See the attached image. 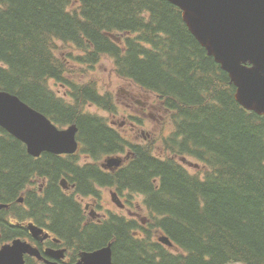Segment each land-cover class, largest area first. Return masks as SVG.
Masks as SVG:
<instances>
[{"label":"trees","instance_id":"16d2710c","mask_svg":"<svg viewBox=\"0 0 264 264\" xmlns=\"http://www.w3.org/2000/svg\"><path fill=\"white\" fill-rule=\"evenodd\" d=\"M60 44L70 52L60 55ZM104 57L169 112L173 131L160 146L127 144L106 119L84 112L115 109L111 94L71 78ZM51 82L65 84L68 100ZM0 90L59 127L76 125L81 152L102 159L127 149L130 157L126 170L107 175L79 168L76 156L34 158L0 128V203H14L34 172L52 186L61 174L83 186L94 171L149 212L145 224L112 220L100 229L98 243L113 242L115 264H264V116L236 101L228 74L168 0H0ZM183 158L202 169L192 173ZM61 208L65 232L73 213Z\"/></svg>","mask_w":264,"mask_h":264},{"label":"water","instance_id":"95a60500","mask_svg":"<svg viewBox=\"0 0 264 264\" xmlns=\"http://www.w3.org/2000/svg\"><path fill=\"white\" fill-rule=\"evenodd\" d=\"M168 1L181 10L189 30L228 74L236 87V101L244 109L264 115V0ZM0 127L25 144L34 157L43 152L73 154L78 147L75 125L61 130L47 116L4 91H0ZM119 164L111 160L109 167ZM160 240L173 246L168 238ZM25 252L32 251L21 241L4 246L0 249V264L17 260L22 264ZM83 261L112 264L111 245L84 254Z\"/></svg>","mask_w":264,"mask_h":264},{"label":"flooded vegetation","instance_id":"af4514ba","mask_svg":"<svg viewBox=\"0 0 264 264\" xmlns=\"http://www.w3.org/2000/svg\"><path fill=\"white\" fill-rule=\"evenodd\" d=\"M45 154L50 153H43L41 157ZM51 155L67 160V156ZM76 155L79 168L95 166L98 171L103 168L107 175L117 176L129 167L127 149L103 159L83 152ZM109 158L118 160L119 167H108L110 162L108 165L105 162L107 159L112 160ZM60 177V180L66 179L65 187H61L58 181L52 186L46 175L34 172L29 185L20 192L14 203H0V206H8L0 209V249L21 241L29 245L32 251L23 253L22 264H86L83 261L84 254H91L111 245L112 264H115L113 242L110 241L105 246L98 243L100 229L112 220L113 224L121 220L124 225L129 224V220H138L139 212H129V204L132 205V201H129V188L103 186L94 171L92 175L80 178L81 183L91 187L90 190L84 185L78 186L72 174H61ZM104 191L113 196L108 205H112L114 209L103 203ZM61 207L67 209V212L72 210L73 213L74 226L65 232L57 222V217L63 213ZM115 208L121 212H117ZM137 209L142 208L138 205ZM113 226L117 228L116 225ZM5 264L21 262L5 261Z\"/></svg>","mask_w":264,"mask_h":264},{"label":"rangeland","instance_id":"374dc122","mask_svg":"<svg viewBox=\"0 0 264 264\" xmlns=\"http://www.w3.org/2000/svg\"><path fill=\"white\" fill-rule=\"evenodd\" d=\"M63 45H59L60 55L70 52V49L64 50ZM113 61L107 57L101 59L93 68H87L85 73H77L71 76L75 81L82 83H95L98 92L107 96L111 94L112 103L115 109L104 110L97 106H85L84 112L97 115L112 122L119 133L125 139H129V143L147 144L154 141L158 146L163 144L162 137L171 135L173 131V122L170 120L169 112L158 102L159 99L153 95L142 93L139 89L133 87L129 82L119 78L113 67ZM76 70V69H75ZM63 83L51 82V88L62 98H67L68 90ZM148 109V110H147ZM151 111V112H150ZM129 115V116H128ZM142 121H139V120ZM148 136L147 139H145ZM169 138V137H167ZM166 138V139H167ZM164 153V148L159 150L160 154ZM192 163L197 161L190 159ZM188 166L192 173L201 170V167ZM103 203L114 209L110 204L113 197L109 192H102ZM143 200L136 198L132 205H129V212H139L138 222L147 220V210L137 209V206ZM117 212H121L116 209ZM130 215V214H129ZM242 264V263H232Z\"/></svg>","mask_w":264,"mask_h":264}]
</instances>
